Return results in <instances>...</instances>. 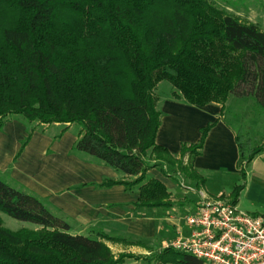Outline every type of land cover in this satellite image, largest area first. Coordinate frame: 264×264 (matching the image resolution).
<instances>
[{
    "label": "trees",
    "instance_id": "obj_1",
    "mask_svg": "<svg viewBox=\"0 0 264 264\" xmlns=\"http://www.w3.org/2000/svg\"><path fill=\"white\" fill-rule=\"evenodd\" d=\"M0 7L7 21L0 24V131L11 115L65 130L77 125L75 150L136 177L97 186L139 185L138 207L174 206L163 183L146 180L147 154L164 151L156 142L162 81L193 104L235 96L264 109V30L217 15L204 0H0ZM237 143L245 175L243 165L264 145L239 133ZM0 210L41 227L12 231L0 219V264H127L132 256L116 257L103 232L74 234L46 199L1 177ZM151 259L205 264L173 247Z\"/></svg>",
    "mask_w": 264,
    "mask_h": 264
},
{
    "label": "crops",
    "instance_id": "obj_2",
    "mask_svg": "<svg viewBox=\"0 0 264 264\" xmlns=\"http://www.w3.org/2000/svg\"><path fill=\"white\" fill-rule=\"evenodd\" d=\"M225 104L197 105L175 97L173 92L158 97L162 116L156 142L164 151L147 154L146 160L152 167L146 173V180L157 179L165 185L168 200L174 202L171 208L138 207L139 185L132 190L123 184L98 187L97 184L107 179L131 181L136 177L75 150L78 136L62 146L68 131L63 135L46 134L48 130L28 129L23 120L20 124L15 118L7 120L0 131V175H5L9 183L46 199L54 212L71 220L74 234L94 236L103 232L111 236L103 240L116 256L146 254L152 250L148 242L167 235V226H172L173 237L177 235V229L184 225L177 216H183L184 210L200 201L199 190L209 200H229L252 214H264V150L243 165V175L238 131L224 119ZM17 124L21 129L9 146L10 132L13 133ZM208 124L213 126L202 148L192 152L190 149L198 144L202 129ZM27 136L30 139L21 150ZM228 173L237 175L229 187ZM238 186L242 189L235 202ZM176 195L185 198L179 200ZM232 195L233 199L229 198ZM183 231L188 234L187 227L183 226Z\"/></svg>",
    "mask_w": 264,
    "mask_h": 264
},
{
    "label": "built area",
    "instance_id": "obj_3",
    "mask_svg": "<svg viewBox=\"0 0 264 264\" xmlns=\"http://www.w3.org/2000/svg\"><path fill=\"white\" fill-rule=\"evenodd\" d=\"M182 185L185 187L184 181ZM201 199L184 217L170 245L205 264H264V214L255 215L229 200Z\"/></svg>",
    "mask_w": 264,
    "mask_h": 264
},
{
    "label": "rangeland",
    "instance_id": "obj_4",
    "mask_svg": "<svg viewBox=\"0 0 264 264\" xmlns=\"http://www.w3.org/2000/svg\"><path fill=\"white\" fill-rule=\"evenodd\" d=\"M207 2L208 6L214 9L215 14L224 15L229 14L244 23H253L256 24L260 29L264 30V0H204ZM3 7H0V24L2 22H7L5 17V12H2ZM4 18V19H3ZM174 87L170 85V82L163 81L160 83L159 88L156 89V94L158 97H164L165 95H172ZM224 119L232 125V127L238 131L239 136L244 141L247 138H251L253 140L254 145H264V110L261 109L256 103L252 100H244L238 99L235 96H231L223 108ZM15 118L18 123L21 124L23 120L29 128H33L35 131H45L46 134L54 133L57 135H63L66 131L65 138L62 140V146L68 145L69 141L79 134V127L75 124L70 125L66 130L65 127L67 125L62 124L61 126H49L47 124H40L37 122L27 124L25 118L21 115H11L7 116L6 120ZM22 121V122H23ZM17 124L13 126V133L10 132L8 142L9 146H12L15 141V135L19 132V128L21 129V125ZM47 125V126H46ZM31 126V127H30ZM52 126V127H51ZM29 132V131H28ZM42 133V132H40ZM60 137V136H59ZM57 137V138H59ZM84 154H87L83 152ZM90 155V154H88ZM91 156V155H90ZM95 158V157H94ZM148 158V157H147ZM97 159V158H96ZM159 168V167H158ZM237 176L232 173H228L226 180H228L227 186L229 187L230 183H232V179ZM1 178L6 179L5 175H0ZM182 183V181H181ZM219 186L221 185V181L219 180ZM177 199L183 200L184 195H176ZM229 198L233 199V195ZM199 201L191 204L188 209L183 212V216H177V218L181 219V222H184L185 215L191 210V207H195ZM178 210V209H177ZM180 212V210L178 211ZM0 219L2 220V224L4 227L12 230L19 231L21 229H33L40 230L41 227L36 226L35 224L27 221H21L13 218L7 213L0 210ZM69 222L71 220L68 218ZM168 233L167 235L162 236L160 238H155V240H150L148 242L149 246H152V250L146 254H133L131 257L126 259L127 264H174V263H164L158 262L154 259H151L157 252L163 251L171 246L170 245L173 236L172 226H167ZM169 234V235H168ZM163 238V240L161 239ZM116 256V255H115ZM118 257V256H116Z\"/></svg>",
    "mask_w": 264,
    "mask_h": 264
}]
</instances>
